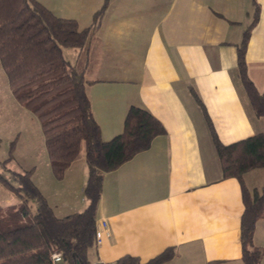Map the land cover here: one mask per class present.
<instances>
[{
    "label": "crops",
    "instance_id": "1",
    "mask_svg": "<svg viewBox=\"0 0 264 264\" xmlns=\"http://www.w3.org/2000/svg\"><path fill=\"white\" fill-rule=\"evenodd\" d=\"M256 1L258 20L245 60L261 92L264 0ZM102 2L43 4L86 27ZM252 13L253 0H108L88 41L81 48L63 47L64 56L83 70L102 139L122 131L130 105L146 108L165 128L147 149L104 173L96 222L105 219L109 226L101 227L89 261L114 264L123 254L146 261L174 246L175 254L163 264H242L239 184L221 177L207 119L192 91L222 142L264 130V117L253 112L237 76L236 46ZM42 160L43 169L31 177L54 213L83 210L84 149L61 179L53 175L47 151ZM244 177L250 189L259 188L264 168ZM253 242L263 248L258 264H264V217L256 222Z\"/></svg>",
    "mask_w": 264,
    "mask_h": 264
},
{
    "label": "trees",
    "instance_id": "2",
    "mask_svg": "<svg viewBox=\"0 0 264 264\" xmlns=\"http://www.w3.org/2000/svg\"><path fill=\"white\" fill-rule=\"evenodd\" d=\"M107 2L103 0L94 11L88 26L79 27L75 18L58 16L39 0H0V64L14 97L40 122L53 175L61 179L81 149L87 164L83 187L87 204L83 210L63 216L54 213L33 181L32 168L11 170L9 176L0 171V184L19 199L16 205L0 206V264H52L50 254L55 250L61 252L65 264H74L76 257L88 264V251L95 244L96 209L104 173L147 149L156 135L165 132L149 110L130 105L122 131L102 139L85 92L83 70L63 55V47L81 48L88 41ZM258 12L259 4L253 0L251 22L236 46V66L253 112L264 117V90L258 91L249 78L245 60ZM192 92L207 119L221 177H233L239 184L242 264H258L263 248L254 244L253 233L257 220L264 217V180L259 188L250 189L244 175L251 169L264 168V130L231 143L222 142ZM174 254V246H167L146 261L123 254L114 264H163Z\"/></svg>",
    "mask_w": 264,
    "mask_h": 264
},
{
    "label": "rangeland",
    "instance_id": "3",
    "mask_svg": "<svg viewBox=\"0 0 264 264\" xmlns=\"http://www.w3.org/2000/svg\"><path fill=\"white\" fill-rule=\"evenodd\" d=\"M39 1L49 3L48 5H52L53 2L61 3V0ZM45 156L46 149L40 122L14 97L8 77L0 64V171L9 176L11 170H21L33 164L36 167L32 169V173L35 170L41 171L42 158ZM7 157L10 159L3 164L2 161ZM18 202V197L0 184V206L16 205ZM32 210H35L33 202ZM93 248L94 246L91 247Z\"/></svg>",
    "mask_w": 264,
    "mask_h": 264
},
{
    "label": "built area",
    "instance_id": "4",
    "mask_svg": "<svg viewBox=\"0 0 264 264\" xmlns=\"http://www.w3.org/2000/svg\"><path fill=\"white\" fill-rule=\"evenodd\" d=\"M108 226L109 224L107 220L105 219H101L98 222H96V228H95V243L96 244L100 243L101 241V237H102L101 227H108ZM50 258H51L52 264H58L60 262L64 263L63 256L60 251H57V250L52 251L50 254ZM88 264H113V263L102 260V259H98V260L90 261Z\"/></svg>",
    "mask_w": 264,
    "mask_h": 264
},
{
    "label": "water",
    "instance_id": "5",
    "mask_svg": "<svg viewBox=\"0 0 264 264\" xmlns=\"http://www.w3.org/2000/svg\"><path fill=\"white\" fill-rule=\"evenodd\" d=\"M74 264H83V263L78 257H76Z\"/></svg>",
    "mask_w": 264,
    "mask_h": 264
}]
</instances>
